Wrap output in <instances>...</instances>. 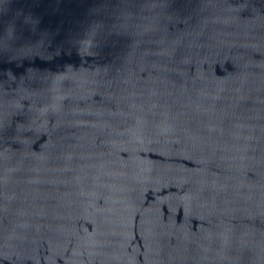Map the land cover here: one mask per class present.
I'll return each instance as SVG.
<instances>
[{"label": "water", "instance_id": "1", "mask_svg": "<svg viewBox=\"0 0 264 264\" xmlns=\"http://www.w3.org/2000/svg\"><path fill=\"white\" fill-rule=\"evenodd\" d=\"M0 264H264V0H0Z\"/></svg>", "mask_w": 264, "mask_h": 264}]
</instances>
